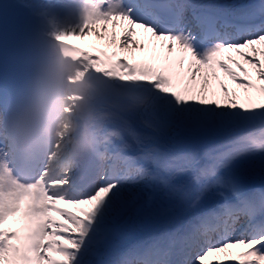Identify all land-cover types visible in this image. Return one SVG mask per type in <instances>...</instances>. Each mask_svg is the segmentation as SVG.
<instances>
[{
    "label": "snow or ice",
    "instance_id": "snow-or-ice-1",
    "mask_svg": "<svg viewBox=\"0 0 264 264\" xmlns=\"http://www.w3.org/2000/svg\"><path fill=\"white\" fill-rule=\"evenodd\" d=\"M158 7L153 0H87L77 29L57 35L105 82L119 81L128 102L102 112L95 157L106 163L83 190L67 177L48 179L46 169L26 182L0 163V264H91L86 257L133 188L154 181L179 193L190 214L168 238L175 249L153 245L139 264H264V192L248 191L238 170L255 153L264 164V0L239 12L175 2L166 5L170 21L157 18ZM89 34L105 47L70 42ZM174 127L220 138L176 149L164 139ZM180 178L190 188L174 182ZM17 216L22 227L8 226ZM238 225L243 234L234 236Z\"/></svg>",
    "mask_w": 264,
    "mask_h": 264
},
{
    "label": "bare ground",
    "instance_id": "bare-ground-1",
    "mask_svg": "<svg viewBox=\"0 0 264 264\" xmlns=\"http://www.w3.org/2000/svg\"><path fill=\"white\" fill-rule=\"evenodd\" d=\"M8 1V0H4ZM25 2L32 7V11L41 16V22L45 30L57 37L59 33L71 31L77 29V26L81 23L83 9L87 3V0H59L55 5L47 4L43 5L38 0H18ZM50 1V0H49ZM186 3L205 4L206 2L221 3L223 6L230 7L233 0H179ZM48 2V0L46 1ZM54 16V21L49 19ZM112 30L111 24L108 25V31ZM121 31L120 26L116 28V33L119 35ZM138 39L147 43V40L143 34H139ZM70 41L81 47H88L90 50H95L99 47H105V41L98 39L95 35H86L83 39L75 38ZM110 50V49H108ZM140 52L135 54L136 59L142 58ZM131 58V57H130ZM79 63L75 70L70 75V84L68 85V97L63 99V104H67V107L73 108L71 117L64 111L57 110V115L53 122V128L58 127V121H63L65 124H70L69 121L72 118V123L75 122V126L78 131L85 132L87 128L98 127L102 130L103 122L101 120L102 112H116L120 111L122 106L127 104V98L121 93L122 89L119 88V81L105 82V78L101 73L95 72L89 67H86L84 62L78 59ZM246 67H248L246 65ZM251 71V69H249ZM222 75V74H221ZM108 89H111L110 93L104 98V94ZM89 116L91 122H85L79 120V118ZM138 126V125H137ZM62 128V127H61ZM73 128V126H70ZM117 128V127H116ZM86 138L90 133H84ZM60 137L61 144L64 145L68 141L65 132H61L60 135L54 133L52 140ZM91 139H95V134H91ZM130 142V141H129ZM69 144V142H68ZM79 150V147H77ZM67 150L63 152L65 157ZM0 153L3 157L0 158V163H6L4 148L0 144ZM68 153V152H67ZM66 164V158L63 159ZM8 168H10L8 166ZM52 168V167H51ZM11 170V168H10ZM12 172V171H11ZM60 176L64 178L62 170L54 169L51 175ZM185 181V178L180 179ZM179 183V181H174ZM145 187L143 184H139L133 188V195L129 196V205L112 221L109 222L108 231L100 242L94 247L93 252L86 257L91 264H121L122 261H127L128 254L131 253L134 257L129 256L130 264H134V261L141 260L142 253L145 249L156 245L159 241L158 235L165 237L164 240L169 241V237L166 236L170 226H173L178 221V213L183 211H190L188 205L181 199L179 193L171 192L170 195L166 194L165 200L158 201L151 196L154 192L152 187ZM188 188V187H187ZM186 188V189H187ZM253 188V187H251ZM256 189H249L248 191L256 192L259 194L264 192V186H257ZM166 189H163V192ZM177 196V200H174L173 196ZM173 200V205H170ZM162 202V203H159ZM156 204L159 206L156 208ZM172 206V207H170ZM183 207V208H182ZM183 210H179V209ZM155 212V214L153 213ZM164 215H161L164 213ZM161 215V216H160ZM185 220H182L184 223ZM23 221L18 217H11L8 221V226L21 228ZM183 226V225H182ZM180 227V229L182 228ZM241 229H236L237 232L234 236L243 234V226ZM240 228V227H239ZM164 243V245H166ZM163 246V248H165ZM137 251H135L136 247ZM122 250L124 256L123 260L120 258L117 263H113V257H110L112 252ZM111 253V254H110ZM139 253V254H138Z\"/></svg>",
    "mask_w": 264,
    "mask_h": 264
},
{
    "label": "rangeland",
    "instance_id": "rangeland-1",
    "mask_svg": "<svg viewBox=\"0 0 264 264\" xmlns=\"http://www.w3.org/2000/svg\"><path fill=\"white\" fill-rule=\"evenodd\" d=\"M56 1L57 0H55V2ZM51 20H52V18H51ZM62 110H64L65 112L69 111V113H70L73 111V108L67 107V104L64 103ZM58 125H59L58 127H60V128H56L55 132L58 133L59 135L61 132H65L66 135L69 137L70 131L68 130V125L67 124L64 125V123H62V121H59ZM113 127H115V128L117 127V129H119L121 127V125L119 123H115V124H113ZM219 138H220L219 136H217L213 133L201 131L198 129L185 128V127H174V128L166 130L164 133V139H165L166 144L169 147H173L176 149L203 147L204 145H206L210 142H213L215 140H218ZM58 140H60V137L58 138ZM58 142H56L53 145L54 148L57 147ZM53 150H55V149L52 148V151ZM58 152H59V150L56 148V152L54 153V155H56L57 157L59 156V155H57ZM254 164L260 165L262 167V170H257V172H254L256 170H254L252 168L250 169V167H252ZM238 170L242 176V180H243V183H244L246 189L247 190H249V189H252V190L256 189L257 190V188L254 184L255 178L262 177L264 179V164L261 163V154L255 153L253 155H250V156L243 158L241 161H239ZM180 179H183V178H180ZM180 179L176 180V181H179V183H184L186 188L187 187L190 188V185H188L186 183V181L180 182ZM251 187H253V188H251ZM151 188L153 189L152 192H154L153 198L157 199L158 201L161 200L163 202L165 200L166 194L170 195V193H171V191H169V189L167 187H165V185H163L159 181H154ZM164 188L166 189V191L163 192ZM258 191L262 192L263 190L258 189ZM177 196H175V195L173 196L174 200H177ZM170 201L172 202L170 205H173L174 204L173 200H170ZM162 202H159V203H162ZM158 206L159 205L156 204V208ZM153 213L155 214L154 211H153ZM164 214H165V212L162 213L161 215H164ZM239 227L241 228V226L238 225L237 229H239ZM234 233H233V235H234Z\"/></svg>",
    "mask_w": 264,
    "mask_h": 264
},
{
    "label": "trees",
    "instance_id": "trees-1",
    "mask_svg": "<svg viewBox=\"0 0 264 264\" xmlns=\"http://www.w3.org/2000/svg\"><path fill=\"white\" fill-rule=\"evenodd\" d=\"M254 169V170H256V171H254V172H257V170H262V167L260 166V165H257V164H254L252 167H250V169ZM256 180L258 179H263L262 177H257V178H255Z\"/></svg>",
    "mask_w": 264,
    "mask_h": 264
},
{
    "label": "water",
    "instance_id": "water-1",
    "mask_svg": "<svg viewBox=\"0 0 264 264\" xmlns=\"http://www.w3.org/2000/svg\"><path fill=\"white\" fill-rule=\"evenodd\" d=\"M256 183L259 184V185H262L264 182L259 181V182H256Z\"/></svg>",
    "mask_w": 264,
    "mask_h": 264
}]
</instances>
